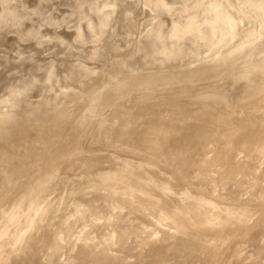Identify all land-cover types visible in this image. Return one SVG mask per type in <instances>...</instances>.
I'll return each instance as SVG.
<instances>
[{"label":"bare ground","instance_id":"1","mask_svg":"<svg viewBox=\"0 0 264 264\" xmlns=\"http://www.w3.org/2000/svg\"><path fill=\"white\" fill-rule=\"evenodd\" d=\"M48 1L50 4L48 3L49 5L48 4L47 5L51 7V8L47 7L49 11L51 9L52 12L55 10H57L58 12L60 7H62L60 5H65L64 8L68 6V10L66 8L67 10L66 12L62 14L59 13L60 15H57L55 18L53 17V15H51L50 13L51 11L45 12L47 13V15L42 16V14H45V13H42V11H44V8H46V7L43 8V6H45V4ZM102 1L103 0H47V2L43 1V3L45 4L40 5V7L38 6L39 8L35 4L41 3V2H36L34 4L35 7H37V9L35 8L36 11H34L36 12L35 18L34 19L32 17H29V18L27 17V18L30 19L31 21L33 19L34 22H38L36 23L38 26L36 24H32L33 21L31 23L32 26H30L29 24L30 20L25 19L26 25L29 22L28 23L29 27H25L26 25L24 26L23 18L25 14L27 16L26 9L30 10L31 8V7L27 8V5L29 7L30 3L29 4L26 3V0H0V32L3 33L4 30L6 31V30L13 29V32L18 33L21 40H25L26 38L29 39L30 37L31 38L33 37L32 39H36L35 42L36 43L38 42V44L37 46L35 45L36 47H33V50H35V48L37 49L38 47L43 46L44 48H42L41 51H44L45 48L47 47L50 48V46H53L52 49L54 52L56 50L55 47L59 45L57 42H56L57 45L54 44L55 42L53 43L54 45H56L54 47L52 43H49V40L51 41L50 38L47 39L48 42L45 44L43 43L45 42V40L39 41L42 35L40 36L38 34L40 32L38 31L41 28V25L43 24L41 23L42 20L45 19V21H47L49 25V26L46 25L48 26L47 27L48 29H45V31L49 33L54 32L55 33L54 37H57L58 33H56L57 31L56 32L54 31L55 27L56 28L58 27L57 24H61L60 22L61 21L63 22V20L67 21L66 20L67 17L70 18L74 16L75 18L74 21L76 19L79 21L77 25H76L77 21H75V23H73V20H71L72 21L71 22L70 19L68 20L70 21V23L67 21L69 24L73 23L77 26V27L76 26L74 27V29H76L77 34L76 36L74 35L75 38L71 40L72 48H73V46L75 45L74 42L76 41L75 42L76 45L78 44L79 40L83 42V38L88 32L89 33L87 35L88 37L90 36L89 38H92L91 35L92 36L96 35V38H97V36L100 35L101 33H102L101 35H103L104 32L102 31L105 30L104 27H107L106 26L107 23L109 26L110 24L109 21L111 17L115 15L113 14L115 5H117L115 4V2L116 1L119 2V0H105L104 2ZM125 1L126 0H124V3ZM144 1H146L145 3L152 2L155 10L152 8L153 6H151L150 4L147 5L148 7L150 6L152 8L150 9L152 10V14H154L153 13L154 11L157 12V9L158 10L162 8L167 9L170 7L168 4L169 2H167L169 0H144ZM171 1L173 2L177 1L176 6L181 4L180 7L177 6L180 9L177 7L176 8L174 7V9L175 10L179 9V11L183 13V15L184 14L186 15V16L185 15L182 16L181 19L179 18L180 20L178 19L177 22L176 20L172 22V27H171L172 30H171V33L168 32V34H172L173 36V42H174V44H172L173 46L169 43V41H172V40H169L167 38V40H169L167 42L165 39V37H167L165 35L167 34H165L164 32L165 30L163 31L165 27L163 28L164 25L163 26L161 25V22L163 21L162 20L161 22L158 23L157 25L158 27L154 25L153 23L152 28L154 29L155 26L156 28L153 31L149 28V30H151L152 32L148 36H145V38L143 39L141 38L140 41L138 40L137 46L136 45L133 46L134 48H137L135 50L138 51V49L142 48L143 50L141 52H144V50H146V52L143 53L145 56L146 54H147V57L149 54L153 55L152 58L151 57L150 58L153 59L154 64L156 62V60L154 61V56L155 58L156 57H161V59L166 58V59H163L162 62H160L161 60L160 58H157V60L159 59L158 61L161 64L163 63L164 60L167 61V59L169 62L165 61L166 63H171V61L173 62V59L174 61L177 62L178 61L177 59L183 58L181 54H187V53L190 54V57L186 58L187 61L185 62L190 63L193 67L192 61L196 59L195 62H193L195 67L193 68L189 67L188 69L186 68V66L184 67V65L183 67H181V68L187 69V71L185 70L187 72V73L185 72V77L186 79H188V81L194 80L193 78L195 77L199 78L200 80L201 79L203 80L204 78L205 79L208 78L211 80V78L215 76L218 77L217 75H219L222 72L221 71L222 69L230 68L233 65L234 60L236 61V58L239 59L238 56H240L241 60L239 64L237 63V66L233 67L234 69L232 73L230 74V77L231 78L233 77L232 79L235 80V81L234 80L232 81H234V83L236 82L235 87L234 85L232 87L227 86V88L231 90L229 92L230 94L217 92V94H213V95H206V96L202 95L203 99L200 100V103L199 102L197 103L203 104L204 107L198 106L197 108H194L189 111L182 110L180 112H177L178 115H176L175 117H172V119H167L161 116L156 119H153L150 115L145 118L143 115H146V114L142 112V108L140 109V107H142L143 104L141 106L139 105L140 107L136 106L138 108L136 107L134 108V104L135 105L140 104L139 102H141V100L139 101L137 100L136 102L138 103L133 102L134 103L132 106L133 109H131V113L129 115L124 117L125 120L123 118L121 119L118 116L121 114V111H123L122 108L119 106L117 107L118 109L121 108L120 113L117 115L115 114L117 110V108L115 107L116 109L115 111H113L112 113L113 115L110 114V117L108 118L106 117V118L109 119L111 118V116L114 117L115 115L116 117L117 115V119L120 118L121 121H119L118 119V122H116L114 120L116 118L114 117L113 122L115 121L114 122L115 124L119 122L121 124L122 120L123 122L125 121V123H122L121 125L117 124L118 126L120 125L119 129L116 130L117 133H115V130L113 131L117 137H118L117 135L118 133H119V136L121 134L122 137L120 136L119 139L120 138L121 139L123 138V139L122 141H116L118 140V138L113 137L114 133L111 132L113 130L112 128L113 126H110L108 130L107 129L105 130V131H108L109 135L108 133L107 134L104 133L105 138H103L102 136L104 135L102 134L101 142H103L106 146L108 145L109 147L117 146V145L130 146V142L135 137H139L141 144L143 146H147L144 148L145 151L151 154L159 153L163 159L171 158L172 162L176 161L175 163H179L180 161H177L179 158V155L186 156L187 159L182 160L184 161L182 168L184 170L183 173H184V177L186 181H181V183L178 184L179 186L178 189L175 187V185H170V184H168L167 186L164 185V189L168 191L170 190L172 192H176L180 196H182V198L184 199L188 198L189 200H193L195 203H193L194 205H191L189 208L184 207V211H182L183 207L180 204L175 203V202L171 203L169 199L166 201L164 199L158 200V201H151L152 202V206H151L146 202L145 199L147 198H145V196H142V197L131 196L130 194L133 191L130 188L126 189V191H123L122 193H117V194L112 193L115 191H110L108 189L104 190V193L95 192L90 197L82 198L78 202H74V204L65 206L66 211H64L65 212L64 216L60 217L61 220L58 224V231L55 233V237L52 239V241L49 244H46L47 246L45 247V250L43 253V259L41 260L40 264H165L166 262L170 263V261H171L170 264H192L193 260L206 259L208 257L207 253L203 257H201L202 254L199 253L198 251H202V250L206 251L208 246H204L205 248L204 249L203 247L199 245L200 243L198 241L203 239V237L207 235L206 234L208 233L207 231L210 228H212L213 223L217 222L215 219H212L209 216L201 218V220L198 222L197 220L195 221L196 217L202 215L204 212L212 211L214 208L216 209L218 205H220L224 201L228 202L230 206L234 208H238L241 204V201L236 200V199L248 198L250 196L258 197V196L264 195V44H263L264 43V0H208V1L207 0H171ZM14 3L15 4L19 3V4L16 6ZM130 3L131 2H129V4ZM13 4L15 6L14 9H10L13 7ZM24 4H27L24 7L26 9L23 8ZM20 5H22V8L25 11H23V9L21 8L20 9L18 8V6ZM34 5L32 7H34ZM172 5H174V3ZM127 6H128V3H127ZM127 6L125 7V9L127 8L128 10L129 6L128 7ZM137 7L140 8L139 3ZM89 8L92 9V11L88 10ZM118 8H119V5H118ZM174 9L170 11L175 12ZM198 9H200L199 12L197 11ZM127 10H125L124 12L125 14ZM167 11L168 9L166 10V12ZM48 12L50 13L49 15H48ZM187 12H188V15H187ZM128 13L130 14V12ZM133 13H131L132 16H133ZM178 13L180 14V12ZM119 14L120 12L117 13L116 15H119ZM162 14L165 15V13H162ZM28 15L30 16V14ZM32 16L34 17V15ZM157 17L158 15L155 16V18ZM116 18L118 19V17ZM161 18H164V17H161ZM117 19H115L116 22L120 20L121 18L118 20ZM153 19H150L147 21L148 22L147 24L148 25L150 24L149 26L147 25L148 27L151 26V23L153 22V21L151 22V20ZM158 19L159 17L157 18V22H158ZM85 20L87 22L86 25H88L86 26V28L90 27L89 30L86 29L88 31L86 34H85L86 30H84L85 28L83 29L84 26L82 25V21L85 22ZM132 20L133 18L132 19L130 18V21ZM246 20H249V22H251L250 25H253V23H255L254 21L258 20L259 21V23L257 21L258 26L257 25L255 26L253 25V27L244 26V25L242 26V24H244L243 22H245ZM22 21H23V25L21 23ZM123 21L125 22L127 21V19ZM116 22L113 23L114 26H116L115 25ZM127 22H129V20ZM163 22H165V20ZM68 23H67L68 27L66 26L67 27L66 29L71 30L73 27L72 28H69V27H71L72 24L71 26H69ZM129 23H127L126 25H128ZM143 23L142 25H144ZM114 26H113V29L111 30L112 31L111 33H114L113 32ZM132 26H133V23H132ZM60 29H61V26H60ZM130 30L132 31V28ZM143 31H145V29L142 30V33L141 32L140 33L143 34ZM13 32H10V34ZM128 33H129L128 35H130V33L132 32L129 31ZM147 33H149L148 30H147ZM36 34L38 35L35 36ZM186 34L188 35V37L192 39V42L194 44L193 46H190V45L187 46V44L183 42V39L186 37L185 36ZM1 35L3 36V34ZM7 35H9L8 32H7ZM7 35H4V36H7ZM230 35L233 36L234 41L235 40L237 41L235 42L233 41L232 43V40H231L232 38L230 37ZM111 36H113V34H111ZM9 37H12V35ZM99 37L101 38V36ZM53 38L52 40H54ZM58 38L63 41L57 38H56L57 39L56 41L59 40L60 43L64 42L63 44H60V45L66 44L67 40L65 36L64 38H60V37ZM109 38H106V39H109ZM127 38H129V36ZM1 39L2 41L4 40V38H1ZM94 39H95V36H94ZM9 40L10 39H8V41ZM26 40L24 42H26ZM109 40H112V38ZM259 43H261L260 46L262 47L256 49V46H258ZM118 44L119 42L116 44V46L114 45V47L116 48ZM201 44L205 45L206 49H209L207 50L208 52L202 51V52H207L206 55L208 54V56H204L205 59L203 60H202L203 53H201V50L198 48L199 47L198 45H201ZM67 45H71V43ZM78 46H76L75 49ZM16 47L18 49L19 46H16ZM16 47H12V48L15 49ZM67 47L69 48V46ZM83 47L85 49L86 46H83ZM12 48H10V50H13ZM49 48H47L48 51L51 50V48L50 50ZM120 48L121 49L119 50V52L122 51L123 47H120ZM6 49L8 48H5L4 50ZM84 49L82 48V50ZM26 50H24L25 51L24 54L28 52ZM67 50L65 51L67 52ZM13 51H10V52H13ZM29 51L31 52V49ZM45 51L47 52V50ZM45 51L43 53H46ZM115 51H118V49H115ZM78 52H81V51L78 50ZM112 52L114 53V51ZM126 52L127 51H125V53ZM134 52L135 51H133V53ZM31 53L29 54L28 52L30 56H31ZM62 53L60 55H62ZM4 54H6L7 56V58L3 59L5 60L6 64L2 62L3 66L1 65V67H4V65H9L11 67L12 62H13L12 59L15 58L14 56L15 53L13 55H8L9 53L7 54L5 52ZM4 54H1V55L4 56ZM48 55H50V53H48ZM81 55L78 54V56H81ZM144 55L142 56L145 57ZM8 56H11L12 59L11 57L9 58ZM30 56L26 55L23 58H25L26 61H27L26 58L28 57L29 59L32 60L34 57L30 58ZM70 56H73V54ZM17 57H16V60H17ZM200 57L201 59H199ZM150 58L148 57L146 59L145 57V60H143V64L145 63L148 64ZM197 59L198 61L200 60L198 64H200L201 61H202L201 63L203 64H200L198 66ZM6 60L9 62L8 64ZM77 60L80 61V59H77ZM77 60L75 61L70 60V62L73 61L75 62V64H79L77 65L78 67H80V64H82L83 66V63H78L79 61L76 63ZM107 60L106 58L104 60L106 64L108 62H111L109 61L110 59L108 60V62ZM208 60L212 61L211 64L208 63ZM14 62L16 63V61ZM165 62L163 64H166ZM54 63L56 64V62ZM153 63L151 62V64ZM156 64H158V62ZM163 64H161V66H164ZM30 65H28V67ZM39 65L37 67H39ZM45 65L47 66V63ZM69 65L70 67L68 69V73L67 72L64 73L63 70H60L61 76L66 74L64 75L65 76L64 78L62 77L63 80H61V83L63 81H64L63 83L66 82L62 86L63 88L64 87L71 88L73 82H75L74 80L81 81L80 78L81 77L83 78L85 76L87 78H89L88 76H92V75L96 76V78L94 77V79L96 80H94L93 82L94 84L91 82L92 85H90V87L88 86L89 87V88L87 87L88 89L86 88L85 85L83 87V84H82L81 87H83V89H81L80 91L83 92L84 89L86 90V91L84 90L83 93H80V91L77 93L78 90L74 91L73 89H72L73 92H76V93H72L71 89H70L71 90L70 92H67V91L64 92L62 88L63 91L60 93H61V96L63 94L64 95L61 98H63L64 100L63 102L66 101L64 105H66L67 103V106L71 105L72 103L77 105V104H80L81 102L84 103V102L90 101L92 98L96 96V94L93 92V88H94L93 86L94 85L96 86L98 81H101L100 80L101 78L103 79V77L105 78L107 75L109 76V74L117 70L116 63L114 65V67L116 66L115 68H113L112 67L113 65H111V68H110L111 70L108 71L106 69L107 70L106 71L103 69L102 70L103 72H101L100 70L99 71L95 70V68H93L94 69L93 70L92 68H89L87 66H83L82 67L83 70H82L81 67L78 68L76 65L72 63H69ZM166 65L164 67H166ZM52 66H49L50 68L48 70V73L50 72L51 68H53L54 70L52 71V73L54 72L57 74V72H55V68ZM73 66H75L76 68L73 69ZM148 66L150 65L148 64ZM108 67L110 66L108 65ZM131 67L133 66L131 65ZM30 68L31 66L28 68V71H30ZM87 68L88 70L92 69L94 72H89L88 70H86ZM143 68L146 69L148 67L146 65V68L145 66ZM4 69H5L4 71L7 70L6 66ZM34 69L35 68L31 69L30 71L31 74L32 72H34L32 71ZM179 69L180 68L178 67L176 71L171 70L172 72L170 73L167 72L168 76L166 72L163 71L167 76V78L166 76H164L165 77L164 79L161 74H160L161 75L160 77L156 75L154 77L160 78L159 81L161 82V85H163L164 82L162 83V81L164 80L168 82V81L177 79L182 74L181 70H184V69H181V70ZM38 70L39 69H37L36 71L38 72ZM58 70L59 68L56 71ZM2 71H3V68H2ZM97 71L98 73H96ZM177 71H180V73ZM24 72H27V71H24ZM60 72L58 71V74ZM149 72H151V70ZM13 73H16V72H13ZM27 73L25 74L23 73V74L28 75L29 73L28 74ZM43 73L45 74L46 71ZM48 73H47V76L48 75L49 76L46 77V74H45V77L49 78V79H46V82L50 83V81L51 82L53 81L51 79L52 74L50 73L48 74ZM54 73H53V76H54ZM62 73L64 74L62 75ZM23 74H22L23 80H25L24 78L25 76ZM60 75H57V76L60 77ZM28 76H26V79L30 81L29 80L30 77ZM55 76L53 78H55ZM154 77L153 79L147 80L146 78L142 81L141 76H140L139 78L140 81H138V79H137V82L136 80H133L135 83L133 81L130 82L127 77H124L125 78L124 80L121 79L122 86L119 87V90L121 91L125 87L128 88L129 86L133 87L134 89H140V88L142 89L144 87L148 89L152 87L153 83H156V80L154 79ZM62 78L60 77V79ZM56 79L57 78H55V80ZM92 79H89V80H92ZM35 80L37 79L35 78ZM19 81L21 82L20 84L18 83ZM19 81L15 82L17 86L16 87L17 91L20 89L18 88L17 83L19 85L24 83L22 79ZM70 81H72V83ZM78 81H77V84L79 83ZM67 83L69 85L71 84V87H69ZM80 83H82V81ZM58 84H60V82ZM159 84L160 83H158V85ZM24 85L26 86L24 87L23 85H21L22 87L20 86L21 88H24L23 91L26 90L27 88H29L27 90H30L31 87L33 88V86H35L36 84L30 85V87L27 86L29 84H24ZM48 85H46V88ZM53 85L54 84H52V86ZM14 86L12 87V92H10L11 90H9V93L6 94V95H10V97L9 96L8 97L12 99L15 95L18 96L21 92H23L22 89H20L21 91L20 93H18L19 91L17 92L14 90L16 89L14 88ZM233 88H234V91H233ZM59 89H61L60 86H59ZM115 89H116L115 87H109L108 89L110 93L113 92V97L117 96L116 91H119L118 89L115 91ZM45 91L47 92L46 89ZM56 92L53 93L51 91L50 93L48 91V93L54 95L53 98L56 96L55 95ZM24 93L26 92H23L22 96L19 95L18 98L16 97V99H14L16 100L15 101L16 105L19 104L20 102L19 100H22L21 97L24 96ZM118 93L121 94V92H118ZM122 93H123V90H122ZM181 93L182 94L183 93H193V89L191 88L190 85H188L187 88H183L182 91L180 92L178 91V93L176 92V95L179 96V94ZM43 96L45 97V95ZM43 96L42 98H44ZM151 96H153V94L150 95V97ZM5 97L7 98V100L6 98L4 100L8 101L9 100L8 97L7 96ZM145 97L148 98L149 96H145ZM145 97H144L145 100L143 99L142 103H144V101L146 100L148 101V99H146ZM45 98L47 99H42L41 101H39L38 99L39 102L37 101L33 104L25 100L21 101L27 104L26 105L27 107L25 109L26 113L24 114L23 112H21V115L24 114L22 116H19L20 115L19 111L13 112L12 110L13 108L11 109L9 108L10 111L3 113V115L0 117V119H2V121L0 122L1 123L4 122L5 125L3 123L2 124L5 127L6 125L8 126V128L7 127L5 128L3 125L0 126V139L3 138L0 141V194L4 192L5 194H7V192H9L8 194L11 193L10 194L11 202L6 203V200H5L4 203L3 201L0 203V264H7L5 262L6 259H7V262L8 261L11 262L10 264L12 263L28 264L29 263L28 261L32 259L33 253L35 252V250L32 248L33 246L31 247L27 243L24 246V248L27 247V249L22 250L23 255L21 259L16 262L15 258L17 256L16 253L18 252L12 253L11 256H9V258H7V256L5 258L3 256L4 252L2 251L3 243L5 246H7L17 240V237L14 234H12V232H14V230L16 229L22 228L26 224L27 225L31 224L32 217L38 216L40 214V211L42 210V207L40 205L30 208L27 205V201H28L26 199L27 195L28 194L33 195L35 197V201H39V199L43 196V194L45 195V193L48 192L50 187L55 186L54 180L55 178L58 177L59 178L58 181H60L59 182L60 188L53 189L50 192V195H54L55 193L57 196V199L55 197L56 200L54 199V203L52 204V206H54V208L58 211V209H60L62 204L68 199V197H71V195H73V193L76 191V187L81 183L80 182L78 184H75V180H72L70 175H64L63 172L65 171V169L66 170L68 169L69 171H75V172L79 171L78 172L79 174H82L86 170V167H85L86 163H83V160H82L83 157L81 155L78 156L79 154H77L78 153L77 151L82 149V146L84 143L83 139L85 138L82 137V134L85 131L83 132V129H84L83 127L84 125H87V122H88L87 119L89 118L88 116H91L89 119L92 124H94L93 121L98 123L99 122L98 119L94 118L93 116L94 115L96 116L95 110L97 111L101 109L100 106L102 103L95 104L91 112L88 114V116H85V117L82 116L81 110L79 112V110L77 111L76 110L77 108L75 107H74L75 109L73 110H76L77 113L76 111L75 113L74 112L71 113L72 110L68 108H71V106H73L74 104L71 105L70 107L64 106V107H67L68 110L64 108L63 111L60 109V112H59L58 107H61V105L59 106L58 105L59 103H58L57 104L58 110L56 108L57 105L54 106L56 110L54 107H52L54 108L55 111L58 112V113L56 112L55 115H54L55 111L53 112V115H52L51 112L53 109L51 110V108L49 107V110L47 111L49 115L47 116H49V118L51 115H52L51 117L53 116L54 117L53 119L48 121L47 119L48 117H46V120H45V117H42V114H43L42 113L43 111H41L43 110L42 106L45 109L44 105L45 104L47 105V103L49 104L53 102L54 99H52V96L49 97L48 95ZM49 98H51L52 101ZM59 99L57 98L56 100H59ZM17 101H19L18 104H17ZM8 102H10V105H11V102H12V105H15L13 101L9 100ZM8 102L7 104H9ZM176 102L177 101H175V103ZM61 103L62 101L60 102V104ZM176 104L178 105V103ZM12 105L11 107H13ZM47 109H48V105L45 111ZM181 109L182 107L179 110ZM101 111L102 110L98 112L101 114L102 113ZM38 112H41V115H38L39 114ZM93 112L94 114L91 115ZM123 112L125 113V111ZM147 112L151 113L152 111L151 109H149L147 110ZM0 113H2V111ZM15 113L18 117L15 116ZM37 115L38 117L41 116L42 118L39 119ZM182 115H184L183 117H185V122H184L185 125L179 126L178 123L179 121L180 122L182 121L181 119ZM73 116H75V118ZM122 116H123V113H122ZM14 119H15V123L13 124L12 122H14L13 121ZM70 119L73 121H70ZM94 119L95 120L97 119V120L95 121ZM110 120L111 119H109V121ZM205 120L206 122H203ZM35 121H38L39 124L33 125ZM110 122L112 123V121ZM91 123L90 125H92ZM169 125H173L174 127L172 128L171 126L170 128ZM88 126H86V128H88ZM114 126L116 127V125ZM96 128L97 127L93 128L92 126L91 128V126H89L88 129L89 130L93 129L94 131ZM43 129L49 130L50 132L48 134L40 132ZM78 129L82 131L81 132L82 134L79 131L80 135L77 134L78 136H76V133H78ZM193 132H195L199 136V138H195V139H193V137L191 138V135ZM113 138H115L116 140ZM182 138H185V140L187 141L186 142L187 146L185 145L182 146L183 149L176 148L178 149V151H167V152H163V154L160 153L161 147L166 142H168V140L182 139ZM103 139L105 140L107 139V140L103 141ZM235 139H238L236 140L239 142L237 143V145L234 143ZM196 140L199 145H194V142ZM247 142H250L251 146ZM203 144L206 145V147L201 148L202 151L200 155H195L196 153L199 152V147L203 146ZM105 145H103V148L106 150V148L104 147ZM245 145H249L250 149L249 148L246 149ZM255 153H260V154H257L258 156L256 157H252L251 154H253L254 156ZM136 158L134 156V159ZM134 159L133 157H131V159H128V161L124 163L127 165L133 162L137 164V169L143 168V164H139L141 163L140 159L137 158L138 161ZM236 159H238L239 161H236ZM120 170L121 171L118 174H120L122 178L125 177L127 174H132L131 173L132 170L128 168V165L123 167ZM104 174L105 173L103 172V176H102V173H100L99 177L105 178ZM109 177L115 178L114 176H109ZM188 181H190L192 184L189 183ZM10 183L12 184V188L10 191H8V185H10ZM23 185H24V189L22 188ZM42 192H44L42 195H38V194H41ZM147 201H150V200L147 199ZM21 207L25 208L26 211L31 212L32 217L30 218L22 217L21 220H17L15 224L11 225L10 228H8L10 219L12 217L14 218L15 215L21 214L20 213ZM56 210L53 209L47 215H45L44 218L45 217L46 218L42 219L41 223L44 225L51 218L58 219L59 218L57 216L58 212H56ZM180 211H182L183 213L181 214ZM244 215L246 214L245 213L243 214V218L247 219V217H245ZM204 216H207V215H204ZM243 221L244 222L239 221L236 217L235 219L233 218L232 220H229L228 222L229 224L225 223L227 232L233 233L239 230V232L243 234L241 237H244L248 234L250 236L251 233L253 237H255L258 232L262 233L264 231V215H262V213L256 214L253 222H246L245 220ZM43 225H41V227ZM41 227H39V231ZM6 233H8V235L3 238V236ZM180 234H182L183 236H180ZM17 248L18 247H16L15 245V249ZM16 251H19V250L17 249ZM260 264H264V263L260 262Z\"/></svg>","mask_w":264,"mask_h":264},{"label":"rangeland","instance_id":"2","mask_svg":"<svg viewBox=\"0 0 264 264\" xmlns=\"http://www.w3.org/2000/svg\"><path fill=\"white\" fill-rule=\"evenodd\" d=\"M41 1L42 0H32V1L29 0V2H28V0H26V3H28V4L30 3V5L28 7L27 4H24L23 8L25 7V5H27V8H30V7L31 8H30V10H27L26 8H24L27 11V16H26L25 13H23V14H25L24 15V18L21 17V18H23L24 26L26 25V20L25 19L30 20V19H28L29 17H32L33 19L35 18V15H36L35 14L36 12H34V11H36L35 8L37 9L38 6L40 7V5H42V4L44 5L45 3H43V1H46L47 2V0H43L42 2ZM104 1L105 0H103L102 2H104ZM138 1H140V2H138ZM32 2H34V3H32ZM36 2H41V3H36ZM129 2H131V3L129 4ZM145 2L146 1H144V0H142V2H141V0H126L125 3H124V0H119V2L116 1L115 4H117V5H115V9H114L116 11L113 10V14H115V15H113L111 17L112 21L110 19L109 26H108V23H107V25H106L107 27H104L105 30L102 31V32H104L103 35H101L102 34L101 33L100 35L97 36V38H96V35H94L95 36V39H94V36H92V35H91L92 38H89L90 36L88 37L87 34L89 32L86 29L89 30L90 27H87L86 28V26H88V25H86V23H87L86 20H85V22L82 21V25L84 26V27L83 26L82 27H83V29L85 28L84 30H86L85 31V34L87 32L88 33L86 34L87 36L86 35L84 36L83 42L81 40L78 41L79 46H78V44L76 45V43H75L76 41H75L74 42L75 45L73 44L74 45L73 48H72V42H71V40L73 38H75V36L77 34L76 29H74V27L79 23V21L76 19L75 20V21H77L76 25L73 24V23H75L74 16L73 17H70V18L67 17L68 19L66 18L67 21L69 19H70V21L73 20V23H71L72 26H71V24H69L70 21H68L69 22L68 23L67 21H64L63 20V22H64V24H63V22L61 21L62 19L60 20L61 21L60 22L61 24H57L58 27L57 28L55 27V29H54V31L55 32L57 31L56 33H58L57 34L58 36L56 35L57 37H54L55 36V33L54 32H50L49 33V32H46L45 31V29H48L47 27L49 25H48L47 21H45V19L42 20L41 23H43L42 25H44L45 27L41 25V28H40L41 30L39 29V31H38L40 33L37 32L40 36L42 35L39 41H41V40L44 41L45 40V42H43L45 44V43L48 42L47 39L50 38L51 41L49 40V43H52L53 44L55 42L54 44L57 45V43H58L60 45V44H63L64 42H61L60 43L59 40H61V39H59L58 37L64 38V36H65V38L67 40L66 44L60 45L61 47L59 45H57V47H55L56 45L53 44L54 47L56 48V50L54 48V50H55L54 52H53V49H52L53 46H50L51 50H50L49 47H47V48H49L50 51H48V49L45 48V50H47V52L50 53V55H48V53L44 49L43 50L46 53H43L44 51H41L42 48H44L43 46L38 47L37 49L35 48V50H33V47H36L37 44H38V42L37 43L35 42L36 39H32L33 37L32 38L30 37L29 39L26 38L28 40L25 39L26 42H24L25 40H21V38L19 37L18 33L13 32V29L12 30H6V31L4 30L3 33L0 32L1 34H3V36L0 34L1 38H4L3 41L0 38V50L4 51V52L0 51V53L2 52L1 54H4L6 52L7 54L9 53L8 55H13L15 53V55H14L15 58H13V59H12L11 56H8L9 58L11 57V59L13 60L11 67L9 65H4V67H1V65L3 66V63L6 64L5 60H3V59L7 58V56H6V54H4V56H5L4 57V56H2L0 54V57L1 56L3 57V58L1 57L2 60L0 59V63H1L0 64V68H1L0 69V103L3 102V103L0 104V110L2 111V113H0V117L3 115V113L10 111L11 108H13L12 109L13 112L19 111L20 115L18 113L17 114L19 116H22V115H24L26 113V110L25 109L27 107L26 106L27 104L25 102H21V101H24L25 100V101L31 102L33 104V103L37 102L38 99H39V101H41L42 99H47V98H45V97H47V95L49 97L52 96V99H54V101L51 102L52 99L49 98L51 100L50 101L51 103H49V104L47 103L48 109L46 111H45V109H46L47 105L46 104L44 105L45 106V109L42 106V109H43V110H41V111H43L42 112L43 113L42 114V117H45V120H46V117H48L47 118L48 121L51 120V119H53L54 116L53 117H51V116L53 115V112L56 110V108L58 107V105L59 106L61 105V107H62V108L61 107H58L59 108V112H60V109L63 111L64 108L66 110L71 109L72 110L71 113H73V112L75 113L76 110L77 111L79 110V112H80V110H81L82 116L85 117V116H88V114L91 112V110H92V108H93V106L95 104L102 103L101 106H100L101 109H99L97 111L95 110L96 116L95 115L93 116L94 118H97L99 122L96 123V122L93 121V123L96 124V125L92 124L90 122V119H89L91 116H88L89 118L87 120H88L89 123L87 122V125H84V127H83L84 128L83 129V132L84 131L85 132L82 134L81 133L82 131L80 129H78V133H76V136H78L77 134L80 135V133H81L82 134V137L85 138V139H83L84 140V143H83L82 149H80L79 151H77L78 152L77 154H79L78 156L81 155L83 157L82 160H83V163H86L85 164L86 170L82 174H79L78 173L79 171L78 172L77 171L76 172L75 171H69L68 169H67L68 171L65 169V171L63 172L64 175H70V177L72 178V180H75V184H78V183L81 182L76 187V191L73 193V195H71V197H68V199L66 200L67 203L65 201L62 204V206L60 207V209H58V211L54 208V206H52V204L54 203V199H55V197L57 199V196H56L55 193H54V195H50V192L53 189H59L60 188V183H59L60 181H58L59 180L58 177L55 178V180H54L55 186L54 187H50L49 190H48V192L45 193V195L43 194L44 192H42L41 194H38V195H42L43 194V196L39 199V201H35V197L33 195H29V194L27 195L26 194L27 195L26 199L28 200L27 201V205L30 208L31 207L33 208V207H36V206L40 205L42 207V210L40 211V214L38 216L32 217L31 216V212L26 211L25 208L21 207L20 208V211H21L20 213L21 214L20 215H15L14 218L12 217L10 219V223L8 224V228H10L11 225L15 224L17 222V220H21L22 217H26V218L32 217V222H31V224H29V225L26 224L22 228L16 229V230H14V232H12V234H14L17 237V240L16 241H14L13 243H11V244H9L7 246H5L4 243L2 244V246H3L2 251L4 252L3 253V256L5 258H6V256H7V258H9V256H11L12 253L18 252V253H16L17 256H16L15 260H16V262L19 261L21 259L22 255H23L22 250H24V249L26 250L27 249V247L24 248V246L28 243L31 247L33 246L32 248L35 250V252L33 253L32 259H30L28 261L29 263L28 262L27 263L28 264H40L41 260L43 259V253H44L45 247L47 246L46 244H49L52 241V239L55 237V233L58 231V224H59V222L61 220L60 217L61 216L63 217L64 216V213H65L64 211H66L65 206L66 205L69 206L70 204H74V202H78L82 198L90 197L95 192H97V193H99V192L104 193V190L108 189L110 191H115V192H112V193L117 194V193H122L123 191H126V189L130 188L133 191L130 194L131 196H133V197H136V196L137 197L145 196V198H147V199L150 200V201H147V199H145L146 202L149 205H151V206H152V202L151 201H158V200H163V199L165 201L169 199L171 201V203L175 202V203L180 204L183 207L182 208V211H184V207L185 208H189L191 205H194L193 203H195V202L193 200H189L188 198L184 199L178 193L172 192L170 190L168 191V190L164 189V185L167 186L168 184L175 185V187L178 189L179 188L178 184H180L181 181H186V179L184 177V173H183L184 170L182 168L183 162H184L182 160L187 159L186 156L179 155V158L177 160V161H180L179 163H175L176 161L175 162H172L171 158H165V159H163L159 153L151 154V153L145 151L144 148L147 147V146H143L141 144L139 137H135L133 139L134 141L132 140L130 142V146H127V145H121V146L120 145H117V146H112V147L111 146L109 147L108 145L106 146L103 142H101L102 141L101 139H102V137L105 138V134L104 133H106V134L108 133V131H105V130L106 129L108 130L110 128V126H113L112 127L113 130L111 132H113L115 130V133H117L116 130L119 129L120 125L122 123H125V121L123 122V120H122L121 124H120V122L119 123H116V124L114 122L115 121L118 122V119H119V121H121L122 118L124 119V117H126L127 115H129L131 113V109H133L132 108L133 104L134 103H138V102H136L137 100L138 101L141 100V102H139L140 104H138V105L137 104L136 105L134 104V108L136 106H139V105L141 106L143 104L142 107H140V106L139 107H140V109L142 108V112L144 114H146V115H143L145 118L150 115L153 119H156V118H158L160 116L161 117H164V118H167V119H172V117H175L176 115H178L177 112H180L182 110L189 111V110H192L194 108H197L198 106L204 107L203 104H198L197 103V102L200 103V100L203 99V96L202 95H204V96H206V95H213V94H217V92L218 93H227V94H230L229 92L231 90H229L227 88V86L228 87L229 86L232 87L234 85V87H235V83H236V82L234 83L235 80L232 79L233 77L232 78L230 77V74L232 73V71L234 69L233 67L234 66H237V63L239 64V62L241 60V57L238 56L239 59L236 58V61L234 60L233 65L230 68L222 69L221 70L222 71L221 72L222 74L220 73L219 75H217L218 77L215 76V77H213L214 79L211 78L212 81L210 79H208V78H206V79L204 78L203 80L202 79L200 80L197 77L193 78L194 80H190V81H188V79H186L185 72L187 71V69L189 67L190 68L195 67L193 62H195V60H196L195 59L194 61H192L193 67H192V65L190 63L185 62V61H187L186 58H189L190 57V54H188V53L187 54H181L183 56V58L177 59L179 57L178 56L176 58L178 60L177 61L178 63L176 61H174V59H173V62L171 61V63H166V62H169L168 59H167V61L164 60L163 63L166 61L165 63L167 65L166 64H163V63H161V64H163L164 66L166 65V67L161 66V64L158 61L159 59L157 60V58H160L161 59V57H156L155 58V56H154V61L156 60V62L154 64L153 63V59H151L153 55H150V54H149L150 56L148 55L149 58L151 57L148 64L151 67L148 66V64H146V63L143 64V60H145V57H146V59L148 57H147V54H146V56L143 54L144 52H146V50H144V52H141L143 50L142 48L138 49V51H137V50H135L137 48H134L133 47L134 45L137 46L138 40L140 41L141 38L143 39V38H145V36H148L156 28V26L158 25L159 22H161L162 20L163 21L165 20L166 23L163 22V21L161 22V25L162 26L164 25L163 28L165 27L163 29V31L165 30L164 32H165V34H167V35H165V36H167V37H165V39H166L167 42L169 40H172V41H169V43L171 45L174 44V42H173V36H172V34H168V32L171 33V30H172L171 29L172 22H174V20H176V22H177V20L179 18L181 19V17L185 15V14L183 15V13H181V11H179V9H180L179 7H180L181 4L177 5L179 7L176 6L177 1H174V2L171 1V0L167 1V2H169L168 3L169 6H170L169 8H171V9L167 8L168 9L167 12H166V10H167L166 8L165 9L162 8L160 10L157 9V12H156V11H154L155 9H154V6H153L152 2H149V3H145ZM172 2L174 3V5H172L173 4ZM48 3H49V1L45 4V6H43V8L44 7H46V8L48 7L49 8L50 6H48V5L50 3L49 4ZM127 3H128V6L129 7L127 6ZM138 3H139L140 8L137 7L138 6ZM236 3H238V2H236ZM14 4H13V7L11 6L12 8H10V9H14V7H15ZM18 4H15V5L17 6ZM32 4L33 5L35 4L37 7H35V5H34V7H32L33 6ZM125 4L128 7V10H127V8L125 9V7H126ZM149 4L151 6H153L152 8L154 9L153 10L154 11L153 12L154 14H152V10H150L152 8L150 6L149 7L147 6ZM118 5H119V8H118ZM60 6L63 7V8L60 7V9H59L60 12L59 11L57 12V10H55V11H53L54 12L53 13L51 9H50V11H51L50 12L48 8L47 9L44 8V11H42V13H45V12L49 11L51 13V15H53V17L55 18L57 15H60L59 13L62 14V13L66 12L68 10V6H66L67 10H66V8H64L65 5H60ZM174 7L175 8L177 7L179 9L178 10L177 9L175 10ZM18 8L19 9L20 8L23 9L22 8V5L18 6ZM32 8H34V9H32ZM172 8L175 10V12H173V11L171 12L170 11V10H173ZM24 9H23V11H25ZM62 9H63V11H62ZM88 10L92 11V9H90V8ZM125 10H127L126 14L124 13ZM199 10L200 9H198L197 11L199 12ZM177 11L180 12V14ZM31 12H33V13H31ZM49 12H48V15L50 14ZM119 12H120L121 15L120 14H119L120 16L119 15H116ZM128 12H130V14ZM155 12L157 13V15L159 17L158 22H157V18L158 17L155 18V16H157ZM131 13H133V16H132ZM162 13H165V15H163ZM28 14H30V16ZM32 15H34V17ZM43 15L46 16L47 13L42 14V16ZM124 15L125 16L128 15V16L125 17ZM129 15L132 16V17H130ZM187 15H188V12H187ZM116 17H118V19H120V18L121 19L118 20ZM129 17L131 19L133 18V20L130 21V18ZM147 17H148V19H147ZM150 17H152V18H150ZM161 17H164V18H161ZM153 18H155L156 20L153 19ZM33 19H32V21H33ZM115 19H117L119 21V23H118V21L116 22ZM126 19H127V21L129 20V22L131 24L129 22H127V21H125L126 23L123 21V20H126ZM150 19H153V20H151V22L152 21L153 22L151 23V26L148 27L150 24L148 25L147 24L148 23L147 21L150 20ZM23 21L21 22L22 25H23ZM32 21L30 20L29 21L30 23L27 21L30 24V26H32L31 25ZM257 21H254L255 22V23H253L254 26L255 25L258 26L259 21H258V23H257ZM115 22H116V24H115L116 26H114V24H113ZM28 23H27L28 26L26 25L25 27H29V24ZM36 23H38V22H34L33 21L32 24H36ZM67 23L69 24V26H71L69 28H72L73 27L71 30L70 29L69 30L66 29L68 27L67 26ZM127 23H129L130 25L129 24L126 25ZM132 23H133V26H132ZM142 23L144 25H142ZM153 23H154V25H156L154 29L152 28ZM243 23L244 24H242V26L244 25V26H252L253 27V25H250L251 22H249V20H246ZM46 25H48V26H46ZM60 26H61V29H60ZM113 26H114L113 32L116 33V34L111 33L112 32L111 30L113 29ZM142 26H143V28H142ZM131 28H132V31L130 30ZM149 28L152 31L149 30ZM9 29H11V28H9ZM21 29H23V28H21ZM21 29H20V31H21ZM144 29H145V31H143V34H141L142 33V30H144ZM147 30L149 31V33H147ZM65 31H66V33H65ZM105 31H107L108 33L105 32ZM129 31L132 32V33H130V35H128L129 34L128 33ZM7 32L9 33V35H7ZM10 32H13V33L10 34ZM41 33H43V34H41ZM48 33L50 35L53 33L51 35L52 37ZM110 33L113 34V36H111ZM38 34H36L35 36H37ZM139 34H141V35H139ZM4 35H7V36H4ZM11 35H12V37H9ZM62 35H64V36H62ZM168 35H169V37L171 36L172 38L171 37L169 38ZM242 35H241V37H242ZM45 36L48 37V38H46ZM99 36H101V38ZM128 36H129V38H127ZM185 36H184L185 38L183 39V42L185 44H187V46H189V45L190 46H193L194 44L192 42V39L190 37H188L187 34ZM86 37H88V38H86ZM137 37H138V39H137ZM230 37L232 38L231 40H232V43H233V41H234L233 36L230 35ZM52 38L54 40H52ZM56 38L59 39L58 40L59 42L56 41L57 40ZM106 38H109V39L112 38V40H109V39H106ZM167 38L169 40H167ZM228 38H229V36H228ZM8 39H10V40L8 41ZM237 39H238V37H237ZM68 40H69V42H68ZM61 41H63V40H61ZM235 41H237V40H235ZM15 42L17 44H19V45H17ZM116 42L117 43L119 42V44L115 48L114 45L116 46V44H117ZM69 43H71V45H67ZM14 44L16 46H19L18 49H17V47ZM82 45L83 46H86L85 47L86 50L84 49V47ZM260 45H261V43L258 44L259 47L256 46V49L261 48L262 46H260ZM11 46L12 47H16V48L14 49ZM67 46H69V48ZM76 46H78V47L75 49ZM119 46L120 47H123L121 52H119V50L121 49ZM198 46L197 47L201 50V53H203L202 54V56H203L202 60H203V59H205L204 56H208V54L206 55V53L208 52L207 50H209V49H206L205 45H203V44L198 45ZM5 48H8V49H6L8 52L6 50H4ZM10 48H12L14 51H16V50L17 51L14 52L13 50H10ZM67 48H68V50H67ZM82 48L84 50H82ZM19 49H20L21 53H20ZM26 49H28V50H26ZM30 49H31V52L32 53L29 51ZM64 49L67 50V52ZM115 49H118V51H115ZM24 50L28 51L29 54L31 53V56H30L28 54V52H26L27 54L26 53L25 54L27 56H30V58H33V57L34 58L31 60L28 57V58H26L27 59V61H26L25 58H23L24 56H26L24 54V52H25ZM78 50H80L81 52H78ZM200 50H199V52H200ZM259 50H261V49H259ZM10 51H13L14 53L13 52H10ZM112 51H114V53ZM125 51H127V52L125 53ZM133 51H135L134 53H136V54H134ZM202 51H207V52H202ZM34 52H35V54H34ZM62 52H64V53H62ZM82 52H84V53H82ZM93 52H95V53H93ZM61 53H62V55H60ZM72 54H73V56H70ZM78 54H80V55L82 54L83 56L82 55L81 56H78ZM142 55H144L145 57H143ZM186 55H187V57H186ZM87 56H88V58H87ZM96 56H97V58H96ZM16 57H17V60H16ZM19 57L21 59H23V60H21ZM104 57L106 58V60L109 57L108 60L110 59L109 61H111V62H108V60H107V62H108L107 64L110 67H108V65L105 63V61H104L105 58ZM201 57L199 59H201ZM89 58L90 59L92 58V59L90 60ZM132 58H134V59H132ZM77 59H80V61L81 60L82 61L80 62ZM83 59H84V61H83ZM163 59H166V58H162L160 60V62H162ZM34 60L37 61V62H35ZM64 60H65V62H64ZM68 60H69V62H68ZM70 60H73V61L77 60L76 63L79 61L78 63H83V66H87V67L92 68V69L95 68V70H98V71L100 70L101 72H103L102 71L103 69L104 70L107 69L108 71L111 70L110 69L111 68V65H113L112 67L115 68L116 66L114 67V65L116 63V65H117V68L116 69L117 70L114 71V72H112L111 74H109V76L107 75L105 78L103 77V79L100 77L101 78L100 79L101 81H98V83H97L98 85L96 84V86L95 85L93 86L94 87L93 88V92L96 94V96L94 98H92L90 101L84 102V103L81 102L80 103L81 105L80 104L75 105L74 103H72L71 105L74 104L75 106L74 105L73 106H71V105H68L67 106V103H66V105H64L66 101L63 102L64 100H63V98H61L64 94L61 96V93L60 92H62L63 90H64V92L65 91L70 92L73 89L74 91H77L78 90L77 91V93H78L81 89H83L84 85L86 86V88L88 86L90 87V85H92V83L94 82V80H96V79H94V77L96 78V76H93V75L92 76H88L89 78H87L85 76L83 78L82 77L80 78L81 81H82V83H80L81 81H78L77 80L79 82L78 83L79 85L77 84V81L74 80L75 82H73L72 87H71V84L70 85L68 84L70 82L72 83V81H70V82L67 83V85H69V87H71V88H68V87H66V88L64 87L63 88L62 86L66 82L63 83L64 82L63 81L61 83V80H63V78L65 77L64 75H66L64 73H66V72L68 73V69L70 67L69 63H72V64H74L76 66L79 65V64H75V62H73V61L70 62ZM14 61H16V63ZM22 61H24V62H22ZM53 61L56 62V64ZM150 61L154 65L151 64ZM197 61H198V59H197ZM199 61L197 62V64L199 63ZM157 62H158V64H156ZM201 62H200V64H203ZM211 62H212L211 60L210 61L208 60V63L211 64ZM8 63L9 62L7 61V64ZM46 63H47V66L45 65ZM126 63H127V65H126ZM62 64H64V65H62ZM189 64H190V66H189ZM200 64H198V66ZM28 65L31 66L30 71H31V69L35 68L34 70H32V71H34V72H32V74H31L30 71H28V68L30 67V66L28 67ZM38 65H39V67H37ZM52 65H54V66H52ZM131 65L133 67H131ZM146 65H147L148 68H146ZM168 65H170V66H168ZM183 65H184V67L186 66L187 69L186 68L185 69L184 68H181V67H183ZM5 66L7 68L6 71H4L5 70L4 69ZM8 66H9V68H8ZM49 66L54 67L55 68V72H57V74L53 72L54 73V76L56 75L55 76V78H57L56 80H55V78H53L54 76H53V73H52V71L54 69L51 68V70L49 72L50 74H52V77L50 76L51 79L56 84L53 81L52 82L50 81L51 84L46 82V79H49V78H46V77L49 76V75L47 76L48 70L50 68ZM83 66H82V64H80L81 69H82ZM144 66H145L146 69L143 68ZM156 66H158V67H156ZM60 67H61V69H60ZM80 67H78V68H80ZM130 67H131V69H130ZM178 67L180 68L179 70L184 69V70H181L182 71V74L177 79H174V80H171V81H168V82L165 81V80L162 81V83L163 82L165 83V84L163 83V85H161V82L159 81L160 78L156 77V78H158V79H156L154 77L155 75L156 76H159V77L162 75V77L164 79L165 78L164 76H166L167 72L170 73L172 71H176L178 69ZM2 68H3V71H2ZM58 68H59V70H58L59 72H60V70H63V72H64V73H62V75L64 74L63 76L60 75L61 72L58 74V71H56ZM74 68H76V67L73 66V69ZM154 68H156V69H154ZM37 69H39L38 72L36 71ZM84 69H85V67H84ZM92 69L91 70H88V68H87L86 70H88L89 72H94L93 71L94 69L93 70ZM136 70H137V72H136ZM150 70L153 73L149 72ZM167 70H169V71H167ZM24 71H27L29 74L27 72H24ZM45 71H46V73H45L46 74V77H45V74L43 73ZM98 71L96 73H98ZM163 71L166 72V74ZM13 72H16V73H13ZM141 72H143V73H141ZM177 72L180 73V71H177ZM21 73L22 74L23 73L24 74L27 73L30 76L23 74L25 76L24 77L25 80H23V76H22ZM57 75H60V77L61 78L63 77V78L60 79V77L57 76ZM26 76L30 77L29 78L30 81H28V79H26ZM37 76H39V77H37ZM140 76H141V80L142 81L144 79H146V78H147V80H150V79H153V77H154V79L156 80V83L157 84L156 83H153L152 87H150L151 86L150 85L149 87L151 89L150 88L147 89L145 87L142 88V89L141 88L140 89H134L133 87H130L129 86L128 87L129 89L127 87H125L124 89L120 88V89L123 90V93H122V90L121 91L119 90V87L122 86L121 85L122 84L121 79L124 80L125 79L124 77H127L130 82H132L133 80H136V82H137V79H138V81H140V79H139ZM167 76H168V74H167ZM167 76H166V78H167ZM20 77H22V78H20ZM109 77H111L112 79L109 78ZM144 77H146V78H144ZM17 78L19 80L22 79V81H24V83L22 82L23 84H21V85H23V87L26 86L24 84H29V85H27L29 87H30V85H34V84H36V85L33 86V88L31 87L30 90H27L29 88L25 87L27 89L23 91L24 88H21L22 86L19 85L21 82ZM35 78L37 80H35ZM84 78H85V80H84ZM89 79H92V80H89ZM31 80L32 81L34 80V81L32 82ZM58 80H59L60 84H58L59 83ZM232 80H234V81H232ZM16 81L17 82L19 81L18 82L19 84L17 83L18 88L22 89L23 92H26L27 93V94L24 93V96L21 97L22 100H19L21 103L19 101H17V104L19 102L18 105L15 104L16 103L15 102L16 100H14V99H16V97L18 98L19 95L22 96L23 95V92L20 93V91H21L20 89L18 90L19 92L17 91V88H16L17 86H16V83H15ZM25 81L26 82L28 81V82L26 83ZM87 82L90 83V84H88ZM134 83H132V84H134ZM158 83H160V84L158 85ZM52 84H54L56 87L54 85L52 86ZM82 84H83V87H81ZM46 85H48L47 88H46ZM188 85H190L191 88L193 89V93H183V94L181 93V94H179V96L176 95V92L178 93V91L179 92L182 91L183 88H187ZM13 86H14V88H16L14 90L17 91L20 94L19 95L17 94L18 96L15 95L13 97V99H12V98H9L10 95H6V94L9 93V90H11L10 92H12V87ZM59 86L61 87V89H59ZM109 87H115L116 88L115 91L117 89L119 90V91H116L117 96H114L113 97V92L110 93V91L108 90ZM62 88H63V90H62ZM45 89L47 90V92L45 91ZM73 90H72V93H76V92H73ZM84 90H83V92H84ZM28 91H30V92H28ZM48 91L50 93H51V91L53 93H55L57 91L59 94L56 92V94H55L56 96L53 98L54 95L48 93ZM233 91H234V88H233ZM83 92L80 91V93H83ZM118 92H121V94L118 93ZM43 93H45V94H43ZM57 94H58L59 97L57 96ZM116 94H114V95H116ZM152 94H153V96H151L152 97L151 98L150 95H152ZM4 95L7 96V97L9 96L8 99L10 101H13L14 102L15 105H12V102H11V105L13 107H11L10 102H8L9 100L6 101L7 98ZM43 95H45V97ZM85 95H86V93H85ZM174 95H176V96H174ZM42 96L44 98H42ZM145 96H149V97L146 98ZM56 97L58 99L59 98L60 99L59 100H56L57 99ZM144 97L146 99H148V101L147 100L144 101V103L146 102L145 104L142 103ZM5 98H6V100H4ZM149 98H150V100H149ZM133 99H134V101H133ZM61 101H62V103L60 104ZM175 101H177L176 103H178V105L175 103ZM7 102L9 104H7ZM55 105H57L56 108L54 107ZM17 106H18V108H17ZM64 106H67V107H70L71 106V108H68L67 109V107H64ZM118 106L121 107L122 110L125 111V113L120 110L121 108L118 109L117 108ZM179 106H180V108L182 107L181 110H179L180 109ZM49 107L51 108V110L53 109L52 112L50 111L52 113V115L50 116V118H49V116H47V115H49V113H47V111L49 110ZM52 107H54L55 110ZM74 107L77 108V109L76 110H73V109H75ZM115 107L117 108L115 114L118 115L120 113V111H121V114L118 115L121 119L120 118L117 119V115H116V117L114 115V117L116 118V119H114L115 120L114 122H113V118L114 117L111 116V118H109V119H111L110 121H112V123L114 125H116V127L109 121V119H107L108 117H110V114L113 115L112 113H113V111H115V109H116ZM58 108H57V110H58ZM136 108H138V107H136ZM149 109H151V111H152L151 113L150 112H147V110H149ZM100 110H102L101 111L102 112L101 114L99 113ZM77 111H76V113H77ZM117 111H118V113H117ZM13 112H12V114H13ZM21 112H23L24 114L21 115ZM56 112L57 111L54 112V115L56 114ZM38 113H39L38 115H41V112H38ZM122 113H123V116H122ZM93 114H94V112L91 115H93ZM38 115H37V117H38ZM15 116H17L16 113H15ZM183 116L184 115L181 116L182 121L181 122L179 121V123H178L179 126H184L185 125L184 124L185 117H183ZM42 117L40 116L38 118L40 119ZM73 117L75 118V116H73ZM104 119H106V120H104ZM0 121H2V119H0ZM13 121L14 122H12V123L14 124L15 123V119ZM70 121H73V120L70 119ZM203 122H206V120L203 121ZM2 123L4 124V122H2ZM2 123L0 122V126L3 125ZM90 123L92 125H90ZM38 124H39L38 121H35V123L33 125H38ZM88 124H89V126H91V128H92V126H93V128L94 127H97V128L94 131H93V129H90L89 130L88 129L89 128ZM117 124H120V125L118 126ZM13 126H15V125H13ZM86 126H88V128H86ZM169 126H170V128H171V126H172V128L174 127L173 125H169ZM6 127L8 128L7 125H6ZM85 129H87V130H85ZM79 131H80V133H79ZM40 132H43L45 134H48L50 131L43 129ZM109 132H110V130H109ZM115 133H114L113 137L118 138V140H116L115 138H113V139H115L116 141H122L123 138L122 139L121 138L119 139V137L121 136V134L119 136V133H118L117 134L118 137H117ZM102 134L104 136L101 137ZM108 135H109V133H108ZM108 135H106V136H108ZM192 137H193V139L199 138V136L195 132L192 133L191 138ZM1 139H3V138H1ZM1 139H0V141H1ZM106 140L103 139V141H106ZM109 140H111V139H109ZM236 140H238V139H235L234 143L237 145V143H239V142L236 141ZM186 142L187 141L185 140V138L168 140V142H166L161 147L160 153L163 154V152H167V151H178V149H176V148H182V146H184V145L187 146L186 145ZM102 143H103V145H105L104 147L106 148V150L103 148ZM247 143L250 144V146H251V143L250 142H247ZM194 145H199L197 143V140L194 142ZM250 146L249 145H245V148L246 149H248V148L250 149ZM202 147L205 148L206 145L203 144V146H200L199 147V152L196 153L195 155H200V153L202 151V149H201ZM140 149H142V150H140ZM246 149H244V150H246ZM134 151L135 152L137 151V152L135 153ZM257 154H260V153H255L254 156H253V154H251V156L252 157H256V156H258ZM134 156H135V158L137 157V158L140 159L141 163H139V164H143V168L137 169V164H135L133 162L131 164H127L128 165V168L132 170L131 171L132 174H127L126 176L124 175L125 177L122 178V176H120V174H118L121 171L120 169H122L123 167L127 166L125 164L126 161H128V159H131V157H133V159H134ZM137 158L134 159V160L138 161ZM236 161H239V160L236 159ZM103 172L105 173L104 174L105 178L99 177V174L100 173H102V176H103ZM109 176H114L115 178L109 177ZM188 182L191 183L190 181H188ZM11 188H12V184L10 183V185H8V191H10ZM19 188H21V187H19ZM22 188L24 189V185L22 186ZM8 193L9 192H7V194H5V192H4V193H1L0 194V203L2 201L4 203L5 200H6V203L7 202H11V198H10V196H11L10 194L11 193L10 194H8ZM8 199H9V201H8ZM221 200H223V199H221ZM236 200L241 201V204H240V206L238 208H234V207L230 206V204L228 202L224 201L223 203H221L220 205H218V207L216 209L214 208L212 211L204 212L202 215L198 216L199 218L198 217L195 218V221L197 220L199 222L201 220V218H204V217H208L209 216L212 219H215L217 222L213 223L212 228H210L207 231L208 232V233H206L207 235L204 236L203 239H201L200 241H198L200 243L199 245L201 247L204 248V246H208V248L206 249V251L205 250L198 251L199 253L202 254L201 257H203L206 253L208 254V257L206 259L193 260L192 264H260V262L264 263V231L262 233L258 232L255 237H253L251 231H250V233H251L250 236L248 234V235H246L244 237H241L243 234L240 233L239 230H237V231H235L233 233H229V232H227V230H226L227 228H226V225H225V223L226 224H229L228 223L229 220H232L233 218L235 219V217L239 221H241V222H244L243 220H245L246 222H253L256 214L262 213V215H264V195L258 196V197H256V196H250L248 198L236 199ZM236 200H234V201H236ZM53 209L56 210V212H58V215L57 216L59 218L58 219H55V218L52 219L51 218L50 220H48V222L45 221L46 223L43 225L41 223V220L42 219H45L46 217L44 218V216L47 215ZM182 211H180L181 214L183 213ZM244 213L246 214L244 216L247 217V219L243 218V214ZM204 215H207V216H204ZM41 225H43V226L41 227ZM39 227H41L40 228V231H39ZM182 234H180V236H183ZM7 235H8V233H6L3 236V238L6 237ZM15 245H16V247H18L17 249L19 251H16L17 249H15ZM255 255L257 256V258H256ZM184 257H186V256H184ZM5 262L7 264H10L11 263L10 261L7 262V259L5 260ZM166 263L167 264H170L171 261H170V263H168V262H166ZM12 264H17V263H12Z\"/></svg>","mask_w":264,"mask_h":264}]
</instances>
